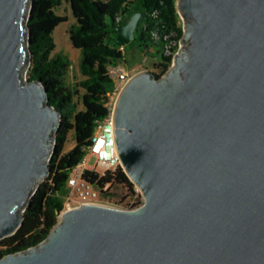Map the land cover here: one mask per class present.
<instances>
[{"label": "water", "instance_id": "water-1", "mask_svg": "<svg viewBox=\"0 0 264 264\" xmlns=\"http://www.w3.org/2000/svg\"><path fill=\"white\" fill-rule=\"evenodd\" d=\"M32 0H0V241L51 175L61 113L30 81ZM183 38L162 76L130 78L113 107L121 167L142 196L87 203L0 264H264V0H178ZM140 14L118 27L135 38Z\"/></svg>", "mask_w": 264, "mask_h": 264}, {"label": "trees", "instance_id": "trees-1", "mask_svg": "<svg viewBox=\"0 0 264 264\" xmlns=\"http://www.w3.org/2000/svg\"><path fill=\"white\" fill-rule=\"evenodd\" d=\"M67 1L76 19L70 31L74 48L81 51L80 71L83 80L77 89L66 84L70 65L64 55H56L55 29L66 17L55 10ZM137 14L141 15L135 38L129 45L143 53L152 51L159 59L162 77L172 66L183 38V23L178 12V0H32L28 18L31 65L30 81H39L49 93V103L61 113V124L56 135V149L51 158V175L42 183L26 210L24 223L12 237L0 241V255L18 253L39 245L59 222L64 209L60 195L67 187L73 171L87 155L97 125L111 114L109 96L113 80L109 68L126 60L127 45H117L118 27L126 25ZM80 92H82L80 94ZM78 96L79 101H76ZM80 104L83 109H80ZM73 133L75 146L68 153L64 148ZM84 178L101 188H126L140 194L121 166L104 177L86 171ZM107 196L113 194L104 192ZM67 195V192H66ZM140 197V195H139ZM142 204L141 197L128 205L134 209Z\"/></svg>", "mask_w": 264, "mask_h": 264}, {"label": "rangeland", "instance_id": "rangeland-1", "mask_svg": "<svg viewBox=\"0 0 264 264\" xmlns=\"http://www.w3.org/2000/svg\"><path fill=\"white\" fill-rule=\"evenodd\" d=\"M107 1V0H104ZM56 14L67 18L66 22L61 23L54 32V39L56 43V50L53 53V57L56 55H64L69 61L70 65L66 74V84L72 89H77L78 83H80L84 78L80 71L81 64V51L74 48L70 38V31L73 26L76 25V19L73 16L71 6L67 1H63L61 6L57 7L55 10ZM134 45H129L127 47V56L125 61H121V65L130 76H135L139 73L149 71L155 74H162L163 68L161 67V62L159 59L152 58V51L143 53L138 49L134 48ZM29 69L26 70V75H28ZM82 92H80L81 94ZM117 96H113L112 93L109 96L110 101H113V104ZM76 101H79L78 96H76ZM80 109H83V106L80 104ZM75 146V141L73 138V133L69 135L68 142L65 145L64 153H68ZM95 158L91 159L89 166L95 165ZM100 173L103 172V169H98ZM137 188V187H136ZM138 190V189H137ZM69 188L66 187L65 191L60 195V200L64 204L66 201V192L68 193ZM108 192L113 194V196H107L106 194L102 195L100 204L113 206L122 209H128L129 203L134 200H139L140 197L138 193L133 194L129 189L126 188H112L108 189ZM139 192V191H138ZM140 193V192H139Z\"/></svg>", "mask_w": 264, "mask_h": 264}, {"label": "built area", "instance_id": "built-area-1", "mask_svg": "<svg viewBox=\"0 0 264 264\" xmlns=\"http://www.w3.org/2000/svg\"><path fill=\"white\" fill-rule=\"evenodd\" d=\"M109 75L114 84L112 91L113 96H118L127 81L132 78V76H130V74L119 64L109 68ZM110 104L111 114L109 117L98 123L95 135L88 147L87 155L83 161L73 169L69 176L67 183L69 191L66 195L64 209L59 214V220L61 219L62 214L70 209L80 207L87 203H100L102 195H104V192L108 191L110 185L101 188L98 184L85 179L84 174L86 171L98 173L100 177H104L108 172L121 166L113 137V101H110ZM93 158H95L96 163L91 167L89 166V162ZM99 168L103 169L102 173L99 172Z\"/></svg>", "mask_w": 264, "mask_h": 264}]
</instances>
